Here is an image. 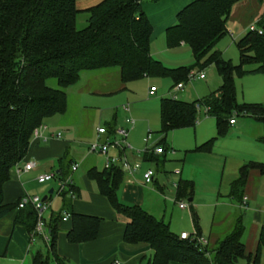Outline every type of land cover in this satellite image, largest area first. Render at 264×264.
Wrapping results in <instances>:
<instances>
[{"label":"trees","instance_id":"1","mask_svg":"<svg viewBox=\"0 0 264 264\" xmlns=\"http://www.w3.org/2000/svg\"><path fill=\"white\" fill-rule=\"evenodd\" d=\"M240 1L196 0L185 6L177 14L175 25L165 31L167 49L181 44L188 46L199 72L214 65L221 85L209 97L191 103L161 99L159 133L163 137L175 130L193 128L197 122V104L208 108L206 115L215 119L219 137L226 133L229 120L239 115L264 124V106L237 104L234 86L235 76H264V12L255 25L261 34L247 31L235 43L240 56L238 66L225 63L214 51V46L227 34L226 23L232 7ZM75 2L0 0V220L17 210L13 227L21 225L30 234L36 224L34 209L30 205L19 209V202L5 205L3 186L9 181V172L25 157L33 131L45 119L66 112V90L78 83L80 74L117 69L123 84L144 78H169L172 90L186 82L192 70L169 69L150 55L152 27L142 10V0H103L84 10H77ZM78 15L88 16L81 30L76 27ZM209 52L212 54L201 63ZM249 65L255 68L244 71ZM49 80H55L56 87L48 86ZM213 142L210 140L194 151H209ZM251 170L264 175V164L250 162L242 166L231 185L233 194L245 184ZM87 177L96 182L100 195L111 208L128 220L123 242L150 246L153 256L148 264H239L241 260L258 264L264 248V228L259 232L253 255L245 256L241 242L243 226L237 218L231 232L216 248L214 257L209 258L206 249L180 240L162 220L138 206L123 205L118 200L123 175L117 168L101 172L92 168ZM177 185L176 199L178 193L184 192L181 184ZM188 189L192 191L191 184ZM58 220H62L61 216L51 220L48 254L34 253L31 264H51ZM71 222L72 228L66 236L69 244L92 242L97 238L99 218L71 214Z\"/></svg>","mask_w":264,"mask_h":264},{"label":"crops","instance_id":"2","mask_svg":"<svg viewBox=\"0 0 264 264\" xmlns=\"http://www.w3.org/2000/svg\"><path fill=\"white\" fill-rule=\"evenodd\" d=\"M194 1L196 0H142V10L147 16L152 27V33L149 40V52L155 60L162 63H165L164 61H169L170 59L179 60L177 52L188 48V46L181 44L177 48L171 50L167 49L165 31L175 25L177 14L185 6ZM242 2H244V0L235 4L232 9L239 6ZM75 7L77 10L87 9L78 7L77 0L75 2ZM227 23L226 29L229 33ZM242 23V20H239L238 24ZM251 24L253 23L251 22ZM251 24L247 26L246 24H242V26L244 25V34L248 31V27H250ZM241 36H243V34ZM167 58L169 60H167ZM189 75H191V72ZM203 80H205V78ZM128 84L129 83H121L118 70L107 69L83 72L80 74L78 83L66 90V112L63 115H55L43 121L41 125L43 129L40 131L41 137L31 138L25 157L9 172V181L3 186V199L5 205H13L18 203L25 195H31V180H34L39 186L54 183L56 189H51L53 193L50 195L49 191L51 190H49L46 195L48 209L43 215L44 218L47 214V217L44 218L46 225L42 235L32 239L31 234L28 233L25 227L21 225L13 227L17 210L1 219L0 264H31V259L34 253L41 252L43 255H47L48 244H50L51 220L54 217L60 218L61 216V218H63L64 215H67V218L65 220H58L55 225V256L51 258V264H112L113 261H119L121 264H148L152 259L153 251L149 245L143 243L130 245L123 242V234L128 220L117 214L111 208L108 201L100 195L96 182L87 177L88 170L92 168L96 169L98 172L104 170V159L103 168L101 170L96 168V157H93L90 162L91 166H88L89 168H87L84 173L79 174L77 178L75 177V174L78 172L80 167L79 165H83L86 160L91 157V155L88 154V148L84 152L81 146L83 143L96 138V129H93V115L86 110H81L79 107L80 93L87 92V94L95 97L110 98L116 94L125 92ZM150 89L151 88H149V90ZM217 89L209 92L206 98L217 91ZM149 90L147 91L149 97L155 95V91L151 94ZM71 95L73 100H70ZM71 108L75 110L77 118L80 117V120L75 121L68 118ZM122 111L127 115L122 121L117 119L115 111L109 123H104V125H99L98 127H105L107 130L110 128H125L128 131L127 140L129 141L130 134L136 128V121L130 115L129 105H125L122 108ZM200 116L205 117V119H212L215 121L214 118L209 117L202 112L198 114L197 120H200ZM129 119L133 120V124L126 123ZM158 119L160 125V109ZM235 126L236 123L232 126L228 125V128H235ZM195 127L196 125L193 128L186 129L194 130ZM228 128L226 133L228 132ZM253 128L254 132L251 135V138L255 142L264 145V135L262 130L256 126ZM146 129L147 128H144L143 133ZM186 129L175 130L172 132ZM159 132L151 133L148 131L146 133L149 137V141L148 143L143 141L145 145L144 149L146 147L153 149L152 147L158 145L161 146L162 144L164 145V148L172 149V146L176 147L174 143H171L170 146V144L166 142V137L172 132L168 133L165 137H163ZM58 133L61 134L59 138H57ZM150 139H152V143H150ZM162 140L163 143L161 144ZM207 142L209 141H204L200 144H196L195 142L193 149L195 150L196 147H199ZM135 147L138 148L136 152L132 148L131 151H127L125 154L130 163L139 162L140 169L133 175H128L117 168L123 175V182L118 191V200L122 202L123 205L138 206L143 209L145 205V195L147 192L151 194L163 195L165 190L171 191L168 187L170 176L164 171L163 166L166 161L175 159L177 157V152L172 149L174 151L173 155L168 153H164L162 155H156L154 153L144 154V149L140 151L138 146ZM176 148L179 147L177 146ZM194 150L191 153L198 154L199 156L205 158V156L209 157L211 155L212 148L209 151L195 152ZM189 154L190 153L188 152L185 153L183 159H181V163L185 162L186 158L190 156ZM254 155L259 157L257 154ZM160 160H162L163 164H160ZM256 161L260 160L255 159L253 161H249V163ZM29 162H33L35 164L34 169L29 172H23L22 169L24 165ZM141 162L155 167V169L150 168L155 173L154 182L150 185H146L143 182L142 174L145 170L142 171ZM73 164H78V168L75 172L71 171V166ZM245 164L246 162L244 159H239L235 162L221 165L220 181L221 189L223 188V194L220 196L219 193L217 197V203L220 202L219 205L221 206V211L214 209L215 211L212 213L209 234L206 239L208 242L207 248L212 246L213 249H216L219 243L231 232L235 220L239 218L243 226L241 242L245 248V256L253 255L255 252L259 232L262 228H264V175H261L255 170L249 171L245 184L233 194L231 185L237 180L239 170ZM37 168L39 169L35 171ZM51 173L55 174L57 177L56 179L58 180L70 177L73 184V190L76 194L75 199L71 200L65 194H57V180L44 184H39L37 182V176L39 177V175L41 176ZM158 176L161 178L159 179ZM175 183H180L184 191L183 196L180 199L189 198V202H192L193 185L191 184L192 191L190 192L188 189L190 183L183 185L181 178H175L173 180V185ZM174 189L176 193L177 187H174ZM243 198H246V208L244 209L241 208ZM56 202H58V206L54 210V204ZM71 214L92 216L100 219L97 238L94 241L81 244L68 243L66 236L72 228ZM220 215L221 220L218 221L217 217ZM192 223L193 230H197L198 235L201 236V231L197 222L192 219ZM241 262H244V264H252V260L249 263L241 260L239 264H241ZM169 264L181 263L170 262ZM258 264H264V248L261 249Z\"/></svg>","mask_w":264,"mask_h":264},{"label":"rangeland","instance_id":"3","mask_svg":"<svg viewBox=\"0 0 264 264\" xmlns=\"http://www.w3.org/2000/svg\"><path fill=\"white\" fill-rule=\"evenodd\" d=\"M101 1L103 0H77V5L84 9L96 6ZM240 5L232 9L228 19L227 28L229 33L227 32L226 36L214 46V51L220 54L222 61L230 63L233 66H238L240 63V56L235 43L244 36L243 26L245 24L247 26L252 22L253 24L250 26L255 27L264 12V0L262 3H259L257 0H244ZM87 18V15H78L76 20L78 30L86 26L85 21ZM239 20H242L243 26L242 24H238ZM242 34L243 36H241ZM211 54L212 52H209L201 63H204ZM177 55L179 60H169L167 58L169 61L161 63L169 69L178 67L192 68L191 75L199 73V68L195 66V60L189 48L179 50ZM254 68V65H249L244 67L243 70L251 71ZM114 70L117 71V69ZM201 71L205 73V80L196 78L187 80L182 83V91H176L174 88L171 90L172 81L169 78H144L129 82L125 92L116 94L110 98L95 97L87 94V92H82L79 95V107L81 110H86L93 115V129H97L99 125L109 123L115 111L117 119L122 121L127 116L122 111V108L125 105H129L130 115L136 121V128L130 134L128 142L135 152L138 149L135 146H138L139 150L142 151L145 147L143 141L148 137L146 133L148 131L151 133L159 132L158 113L159 100L161 98L176 99L183 102L203 100L209 92L219 87L221 78L214 65H208L205 70L201 69ZM47 83L52 88L56 87L55 80H49ZM234 86L236 101L239 105L264 106V76L253 74L235 76ZM149 88L154 89L156 92L152 97H149L147 94ZM71 99L73 100L72 95ZM68 118L75 121L80 120V117L77 118V114L73 108H71ZM197 121L199 122H197L194 130L176 131L166 137V142L170 146L171 143H174L176 147L180 148L172 146V149L177 152V157L166 161L163 166L164 171L170 176L168 187L171 191L165 190L163 195L147 192L143 210L168 224L170 231L176 235H179L181 232L192 234L194 231L193 219L200 228L201 238L206 240L209 234L212 213L215 210L221 211L220 202L217 203L218 194L220 193V196L223 194L220 181L221 165L225 163L229 164L239 159H244L246 164L255 159L260 160L256 162L264 164V145L255 142L251 138L254 132L253 127L255 126L260 128L264 135V124L252 118L239 115L235 117V128L229 127L228 132L219 137L214 120L205 119V117L200 116V120ZM144 128L147 129L143 133ZM210 140H214V142L209 157L205 156L203 158L198 154L191 153L194 150L195 142L196 144H200L201 142ZM94 141L95 139L93 138L83 143L81 148L84 152ZM152 142V139H150V143ZM186 152L190 153V156L186 158L184 163H181V159H183ZM254 154H257L259 157H256ZM93 157H96V168L98 170L103 168V157L98 154H92L83 165H79L78 172L75 174L76 178L79 174L84 173L89 168L88 166H91L90 162ZM161 163L163 164L162 160H160ZM141 164L142 171L149 170L150 168L155 169V167L147 163L141 162ZM158 177L159 179L161 178L160 176ZM175 178H181L182 183L193 185L192 202H189V198L180 199L183 196V192L177 194L178 200H176V193L173 187V180ZM51 189H56L54 183L39 186L34 180H31L30 191L32 193L28 196H37L42 199ZM177 201L187 205V208L184 211L178 209L177 203L179 202ZM57 206L58 202L54 204V210ZM46 217L47 214L44 218ZM217 220H221V215L217 217ZM211 248L212 246L206 247V250L204 249L209 258L215 255L216 249ZM241 264H244V262H241Z\"/></svg>","mask_w":264,"mask_h":264},{"label":"built area","instance_id":"4","mask_svg":"<svg viewBox=\"0 0 264 264\" xmlns=\"http://www.w3.org/2000/svg\"><path fill=\"white\" fill-rule=\"evenodd\" d=\"M250 32H257L261 34V30L258 29L256 26H250L248 28ZM193 78L203 80L205 78V75L203 72H199L195 75H189L188 80H191ZM176 91H182L183 90V84L180 83L174 87ZM150 93L152 94L155 90L150 89ZM197 114H200L201 112L205 115L208 112V108L203 107L200 104H197L195 106ZM128 124H133V120L129 119L126 121ZM236 123L235 117L229 120V125H234ZM43 129L42 126L36 128L33 131L32 137L39 138L41 137L40 131ZM61 134H57V138H59ZM128 131L125 128H117L114 129V131L109 132L107 128L105 127H98L96 129V138L92 145L88 147V154H98L103 157L104 159V169L110 170L114 168H118L122 170L124 173H127L128 175H133L135 172L139 171L140 169V163H130L126 157V152L131 151L132 147L128 143ZM149 137H147L144 142L148 143ZM153 149L146 147L143 150V153H154L156 155H162L164 153H168L170 155L174 154V151L169 148H164L163 146H154ZM35 164L33 162H29L24 165L22 171L23 172H29L32 169H34ZM78 168V164H73L71 166V171L75 172ZM155 173L153 170L149 169L146 170L142 174L143 182L146 185H150L154 182ZM56 175L51 174H45L37 177V182L39 184H44L47 182H51L54 180H57V194H65L67 195L71 200L76 198V194L73 190V184L70 179V177L65 179H56ZM174 187H177V183L174 184ZM178 209L185 210L187 208V205H184L182 202L177 201ZM30 205L35 213H36V224L34 227V230L31 234L32 239H35L36 237L42 235V232L45 228V220L43 218L44 213L48 209L47 202H43L40 197L37 196H28L25 195L18 204V208L22 209L26 206ZM241 208H246V198L242 199ZM67 218V215L63 216L62 220H65ZM180 240L189 241L190 243L194 244L199 249H205L208 245V242L205 239H202L200 235L197 234V232L194 230L192 234L188 233H181L179 235ZM112 264H121L119 261H113Z\"/></svg>","mask_w":264,"mask_h":264},{"label":"water","instance_id":"5","mask_svg":"<svg viewBox=\"0 0 264 264\" xmlns=\"http://www.w3.org/2000/svg\"><path fill=\"white\" fill-rule=\"evenodd\" d=\"M52 193H53V191H52V190H51V191H49V195H50V194H52ZM42 201H43V202L47 201V196L43 197V198H42Z\"/></svg>","mask_w":264,"mask_h":264}]
</instances>
